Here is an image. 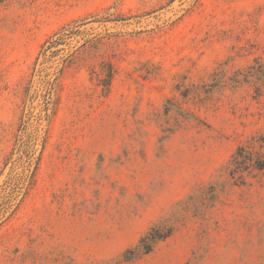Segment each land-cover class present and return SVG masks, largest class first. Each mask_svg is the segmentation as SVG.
<instances>
[{"label": "rangeland", "instance_id": "1", "mask_svg": "<svg viewBox=\"0 0 264 264\" xmlns=\"http://www.w3.org/2000/svg\"><path fill=\"white\" fill-rule=\"evenodd\" d=\"M261 137L264 0H0V264H264Z\"/></svg>", "mask_w": 264, "mask_h": 264}, {"label": "trees", "instance_id": "2", "mask_svg": "<svg viewBox=\"0 0 264 264\" xmlns=\"http://www.w3.org/2000/svg\"><path fill=\"white\" fill-rule=\"evenodd\" d=\"M62 36L60 35L58 38H51L46 43L54 45L61 41ZM113 76L112 71L109 72L108 78L111 79ZM264 142V138L261 137L259 139L253 138L252 143L249 146L241 145L237 148L236 152L233 154L231 160L227 164L226 171L230 176L231 180H233L234 184H245L246 183V174L253 176L255 178L260 173H264V156L258 152H256L251 146L255 143ZM257 172V174H255ZM173 232V228H165V227H153L150 232L144 236L137 248L134 251H130L133 257L136 258L141 255H146L151 253L153 250V246L162 240L168 238Z\"/></svg>", "mask_w": 264, "mask_h": 264}]
</instances>
